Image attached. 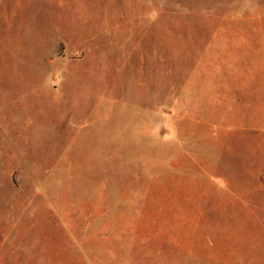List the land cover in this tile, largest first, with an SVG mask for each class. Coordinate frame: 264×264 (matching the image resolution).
<instances>
[{
    "label": "rangeland",
    "instance_id": "obj_1",
    "mask_svg": "<svg viewBox=\"0 0 264 264\" xmlns=\"http://www.w3.org/2000/svg\"><path fill=\"white\" fill-rule=\"evenodd\" d=\"M0 264H264V0H0Z\"/></svg>",
    "mask_w": 264,
    "mask_h": 264
}]
</instances>
